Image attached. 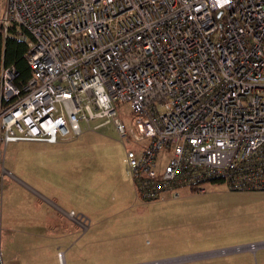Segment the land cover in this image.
I'll list each match as a JSON object with an SVG mask.
<instances>
[{"label":"built area","instance_id":"obj_1","mask_svg":"<svg viewBox=\"0 0 264 264\" xmlns=\"http://www.w3.org/2000/svg\"><path fill=\"white\" fill-rule=\"evenodd\" d=\"M11 25L31 74L1 67L4 145L112 123L144 203L212 181L264 190V0H0Z\"/></svg>","mask_w":264,"mask_h":264},{"label":"rangeland","instance_id":"obj_2","mask_svg":"<svg viewBox=\"0 0 264 264\" xmlns=\"http://www.w3.org/2000/svg\"><path fill=\"white\" fill-rule=\"evenodd\" d=\"M118 116L132 125L128 104ZM133 146L112 123L55 143L0 142V215L20 220L21 264H264V246L235 249L264 241V190L204 182L143 203L125 169Z\"/></svg>","mask_w":264,"mask_h":264},{"label":"trees","instance_id":"obj_3","mask_svg":"<svg viewBox=\"0 0 264 264\" xmlns=\"http://www.w3.org/2000/svg\"><path fill=\"white\" fill-rule=\"evenodd\" d=\"M25 50L26 44L17 36V30L14 25L8 28L6 35L3 34V29L0 27V70L2 66L13 65L17 71L15 79L17 85L25 83L31 74L30 66L24 57ZM212 182L220 183L219 181ZM189 190L198 189L197 187H192Z\"/></svg>","mask_w":264,"mask_h":264},{"label":"crops","instance_id":"obj_4","mask_svg":"<svg viewBox=\"0 0 264 264\" xmlns=\"http://www.w3.org/2000/svg\"><path fill=\"white\" fill-rule=\"evenodd\" d=\"M34 149L35 148H31ZM154 202V201H153ZM149 203V202H146ZM67 214L71 215V211H66ZM46 223V221H44ZM40 226V225H39ZM21 225L20 220H10L9 218H5L3 214L0 215V257H1V264H21V258L26 256L25 250L21 252V244L20 238L15 236V233L19 231ZM44 228H47L44 226ZM35 236L40 233L39 231L36 232V226L33 227ZM51 234V233H49ZM49 234H45L46 236ZM41 235V234H40ZM5 236H7V240L5 241ZM264 246V245H259Z\"/></svg>","mask_w":264,"mask_h":264},{"label":"water","instance_id":"obj_5","mask_svg":"<svg viewBox=\"0 0 264 264\" xmlns=\"http://www.w3.org/2000/svg\"><path fill=\"white\" fill-rule=\"evenodd\" d=\"M248 245L249 244H247V245H239V246H236L235 249H242V248H245V247L248 248ZM222 251H225V250H222Z\"/></svg>","mask_w":264,"mask_h":264},{"label":"clouds","instance_id":"obj_6","mask_svg":"<svg viewBox=\"0 0 264 264\" xmlns=\"http://www.w3.org/2000/svg\"><path fill=\"white\" fill-rule=\"evenodd\" d=\"M224 2H225V3H227V2H228V0H224Z\"/></svg>","mask_w":264,"mask_h":264},{"label":"flooded vegetation","instance_id":"obj_7","mask_svg":"<svg viewBox=\"0 0 264 264\" xmlns=\"http://www.w3.org/2000/svg\"><path fill=\"white\" fill-rule=\"evenodd\" d=\"M138 199V198H137ZM139 200V199H138ZM139 201H141V200H139ZM142 202V201H141ZM144 203V202H143Z\"/></svg>","mask_w":264,"mask_h":264}]
</instances>
